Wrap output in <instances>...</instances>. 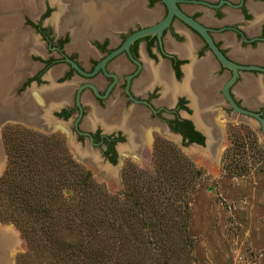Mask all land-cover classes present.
I'll return each mask as SVG.
<instances>
[{"label": "flooded vegetation", "instance_id": "obj_1", "mask_svg": "<svg viewBox=\"0 0 264 264\" xmlns=\"http://www.w3.org/2000/svg\"><path fill=\"white\" fill-rule=\"evenodd\" d=\"M249 3L259 6L264 5V0H180L177 6L181 11V4L203 6L211 10L213 18L216 19L225 17L227 9L234 11L235 16L219 26H206L196 19V15L182 12L207 28L214 45L228 60L239 65L264 68L263 64L243 63L229 58L232 47L237 48L233 49L234 52L242 55L258 52V45H264V11L258 12L260 21L256 23L255 12ZM39 5L42 10L38 15L24 13L19 17L20 9L14 12L15 15L12 13L14 20L17 17V21L21 22L20 27L14 26L13 30V39L18 40L15 51L18 60L11 79L24 68L22 66L26 65L27 60V69L22 72L21 78L15 81L14 95L19 99V103L25 100L31 103L29 119L26 124H20L27 126L32 134L35 131L49 134L57 129L66 136L69 133L70 143L77 142L83 151L89 148L92 154L96 155L95 161L109 166L121 165L124 157L143 159L149 150L150 133L154 129L168 135H179L181 144H198L189 142L188 138H182L181 134L196 132L202 137L201 144L206 145L210 151L222 145L224 138L221 137L220 123L224 120L228 121L229 111L233 110L223 96L221 87L230 77L231 71L216 60L195 31L173 17L169 25L163 29L159 39L156 35L137 38L129 44L128 51L118 52L105 60L102 68L93 72L97 63L116 49L127 34L141 27L118 34L115 45H110L108 36H103L101 40H89L86 44L89 49L85 54L76 50L67 52L65 44L69 40L68 33L58 34L50 18L55 6L51 5L50 0H40ZM20 6L24 10H33L31 7L28 8L27 0H21ZM174 20L180 22L200 40L197 57L204 52H208L213 57L217 70L212 75L226 73L221 86L216 91V101L206 104L203 108L206 114L194 113L198 105H190L189 99L184 95H178L177 92L173 97L162 100L164 83L160 78L158 80L151 77L146 81L139 79L143 70L144 56L151 62L153 68L160 59L166 60L172 80H180L181 67L185 61L175 54L166 52L162 40L167 31L175 39H179L172 28ZM17 21L14 23L18 24ZM54 21L58 25L61 19L57 17ZM100 27L97 26L92 30L99 31ZM250 28H253L252 32H248ZM216 33H230L233 43L230 41L221 46L224 43L222 38L218 40L219 43L213 39V34ZM28 34L36 38L38 43V47L30 51L27 49L33 41ZM72 44L78 45V42ZM67 59L72 61L78 70L71 66ZM241 72L247 73L253 80H260L261 95L256 98L259 105L254 109L241 104L242 97L236 95L233 90L236 83L242 80ZM227 92L238 107L255 112L264 119L263 72L255 69H238V74L228 86ZM242 116L251 119L246 115ZM253 120L258 123L259 131L262 130L264 133V123L260 126L257 119L253 118Z\"/></svg>", "mask_w": 264, "mask_h": 264}, {"label": "rangeland", "instance_id": "obj_2", "mask_svg": "<svg viewBox=\"0 0 264 264\" xmlns=\"http://www.w3.org/2000/svg\"><path fill=\"white\" fill-rule=\"evenodd\" d=\"M229 115L228 121L220 123L221 137L224 138L222 145L214 147L211 151L202 144L180 145L176 136H169L154 129L150 133L149 150L143 159L124 157L121 165L117 166L99 164L95 161L96 155H93L89 148L83 151L77 142L70 143L69 133L66 136L57 129L49 134L36 131L32 134L27 126L7 121L0 126V142L4 156L3 162H0V177L7 169L8 162L2 141L4 137L27 135L29 143L30 139H49L51 142L47 143H50L52 148L41 149L45 146L41 144L40 154L38 152L41 158L37 160L40 164H34L41 177L47 178L52 173L44 153L52 150L59 156L60 153L66 152L83 170L89 172L91 179L105 194L114 199V204H119L120 207L124 204L128 206L135 196H149L151 200L156 201L154 203L158 216L154 218L160 222L158 226L167 230H163L159 235L162 240L151 237L152 234L157 236L159 233H152L141 241L140 234L147 230L143 229L139 231L137 239L127 237L128 241L124 242L127 251L115 252L110 256L109 264H264V135L253 119L233 111H229ZM156 140L169 146L170 150L165 152L167 156L164 160L167 166L178 168L173 157L175 149L172 150L177 148L182 158L191 161L200 169V175L192 178L179 193L181 197L178 196L172 201L170 198H174L173 193L160 194L154 189L153 175L158 173V168L155 170L152 154ZM140 172H143L142 177L138 175ZM95 193H83L69 187L61 190L56 196L59 201L64 198L65 205L62 201L56 202L55 206L60 207V214L63 216L67 214L66 208L70 207L73 201L80 203V199L88 200L89 203L80 204L83 214L86 215L84 217H93L94 228L102 243L107 247L116 246L123 240L114 228L108 227V222L101 219L103 212L96 202L95 195L98 199L103 196L99 192ZM130 194L133 197L129 196ZM78 208L79 206L74 209L78 211ZM136 213L135 209L134 214ZM22 215L28 214L24 211L20 217ZM30 223L27 221L23 224L24 230L31 231L27 226ZM124 226L125 224L121 229L127 233L133 225H128V229ZM0 228L3 232V264H46L44 256L47 240L42 232L40 235L35 234L36 239L32 246L26 242L14 221L0 220ZM69 228L71 225L65 219L60 218L57 221L54 230L58 241L68 243L70 239L65 232ZM48 253L49 251L47 255ZM63 264L73 263L67 261Z\"/></svg>", "mask_w": 264, "mask_h": 264}, {"label": "trees", "instance_id": "obj_3", "mask_svg": "<svg viewBox=\"0 0 264 264\" xmlns=\"http://www.w3.org/2000/svg\"><path fill=\"white\" fill-rule=\"evenodd\" d=\"M181 134L182 138H188L189 142L202 143V137L196 132H183ZM43 139L39 138L37 141L30 139V143L27 135L19 137L6 136L2 139L8 162L7 169L0 177V220L14 221L19 226L26 242L32 246L36 239L35 234L40 235L42 232L47 240L44 256L46 264H63L67 261L73 264H109L110 256L115 252L127 251L124 242L128 241L129 237L137 239L139 231L141 232L143 229L147 230L140 234L141 241L152 233H159L157 236L152 234L151 237H156L158 241L162 240L159 235L166 229L164 230L162 226H158L160 222L154 218L158 216L155 200H151L149 196L145 198L135 196L128 206L124 204L123 207H120L119 204H114V199L105 194L101 187L91 179L89 172L83 170L66 152L60 153L59 156L52 150L44 153L45 161L50 165L52 173L47 178L41 177L36 166L40 164L37 161L38 158H41V155L39 156L40 150L45 147L52 148V145L47 143L51 141ZM41 144L45 146L41 147ZM168 147L159 140H156L153 144L152 156L155 159V170L156 167L158 168V173L153 175V182L155 183L156 193H173L174 198H170L172 201L180 196L179 193L184 190L185 185H188L192 178L200 175V169L196 168L191 161L182 158L177 148L172 150L175 149L173 157L174 162L178 164V168L167 166L164 160L167 156L165 152L170 150ZM145 174L149 175L148 173ZM138 175L142 177L143 172ZM136 180L138 179L136 178ZM69 187L71 189L76 188L77 191L83 193L99 192L103 196L102 199H98L95 195L96 202L103 212L101 219L108 222V227L114 228L116 234L121 235L123 240L121 243L107 247L105 243L101 242L102 240L94 228L93 217H84L86 215L83 214V209L80 207L82 203H89L88 200L80 199V203H74L75 201H73V204L66 208L67 214L63 216L60 214V207L55 205L56 202L62 201V204L65 205V199L59 201L56 196L61 190L69 189ZM134 188L137 189V183ZM129 196L133 197L132 194ZM91 200L95 202L94 199ZM76 205L79 206L78 211L74 209L78 207ZM107 209H111V211H107ZM135 209L136 214H134ZM24 211L28 215L20 217V214ZM60 218L65 219L71 225V228L65 232L70 239L68 243L58 241L55 234L54 225ZM27 221L31 222L27 225L31 229L30 232L24 230L25 227H23V224ZM88 222L91 224H88ZM31 224L34 226H31ZM123 224L127 229L128 225H133L132 229L125 233L121 229Z\"/></svg>", "mask_w": 264, "mask_h": 264}, {"label": "crops", "instance_id": "obj_4", "mask_svg": "<svg viewBox=\"0 0 264 264\" xmlns=\"http://www.w3.org/2000/svg\"><path fill=\"white\" fill-rule=\"evenodd\" d=\"M39 1L27 0L28 7L31 6L33 10L21 9L22 6L18 7L17 9H20L19 17L24 13L38 15L42 10L39 7ZM50 2L51 5L55 6L50 14L55 31L58 34L68 33L69 40L65 44L66 51L76 50L84 54L89 49L86 45L89 40H101L103 36H108L109 44L115 45L118 41V34L136 27L151 25L164 15V6L157 0H50ZM249 4L255 12V22L258 23L260 21V13L258 12L264 11V5ZM180 8L186 14L196 15V19L206 26H219L229 22L235 16L234 11L227 9L225 17L216 19L213 18L211 10L196 4H181ZM57 17L61 19L58 25L54 21ZM20 22L18 20V27H20ZM97 26H101L100 30L93 31ZM172 28L179 39H175L167 31L162 38L163 48L166 52L175 54L179 59L185 61L181 67L180 80H172L166 60L160 59L153 68L151 62L144 56L142 57L143 70L139 79L146 81L151 77L154 79L160 78L164 83L161 93L162 100L173 97L174 93L177 92L178 95H184L188 98L190 105H198L194 113L206 114L207 112L203 108L206 104L216 101V91L221 86L226 73L212 75L217 70V64L213 57L208 52H204L199 57L196 56L201 44L200 40L176 20L173 21ZM252 31L253 28L248 30V32ZM227 34H213V39L219 43L218 40L222 38L224 43L221 46L228 44L230 41V43H233L230 33ZM29 37L33 42L29 45L27 51L38 47L36 38L30 35ZM72 42H78V45H74ZM263 48L264 45L259 44L258 52L241 55L233 51L237 48L232 47L229 58L238 62H256L264 65ZM25 57H27V54H25ZM22 67L24 68L20 69L16 76L13 75V79L9 84L7 83L0 88V126L7 121L26 124L30 117L31 103L28 100L19 103V99L14 95L15 81L19 80L22 72L27 69V60L26 65ZM240 75L242 81H238L233 90L236 95L242 97L241 104L254 109L259 105L256 98L261 95L260 80L249 78L250 75L245 72H241ZM1 144L0 142V162L2 163L4 156ZM2 235L3 232L0 228V264H3Z\"/></svg>", "mask_w": 264, "mask_h": 264}, {"label": "water", "instance_id": "obj_5", "mask_svg": "<svg viewBox=\"0 0 264 264\" xmlns=\"http://www.w3.org/2000/svg\"><path fill=\"white\" fill-rule=\"evenodd\" d=\"M180 0H160V2L164 5L165 7V14L164 16L158 20L157 22L141 27L139 29H136L129 34L126 35V37L123 39L121 44L114 50H112L106 57H104L97 65L94 67L93 72L96 71L98 68H102L105 60L108 58L114 56L120 51H128V46L130 43H132L135 39L140 38L144 35H156V37L159 39L162 31L164 28H166L172 18H177L180 20L182 23H184L186 26L191 28L193 31H195L201 38L202 40L206 43L207 47L210 49L211 53L213 56L216 58V60L224 67L229 69L231 71L230 77L224 82V84L221 87V91L223 96L225 97L228 105L232 108L233 112H236L238 114L246 115L250 117L251 119L255 118L259 121L260 126L263 125L264 119L261 118L258 114L255 112H252L247 109H243L238 107L232 99L228 95V86L233 82V80L236 78L238 74V69H255L259 70L264 73V68L255 66V65H239L236 64L230 60H228L226 57L222 55V53L217 49V47L214 45L211 37L207 33V28L201 25L199 22H197L195 19L191 18L190 16L184 14L177 6V3ZM198 3H205L203 1H195ZM67 61L73 66L74 68L77 69L76 65L67 59ZM78 70V69H77ZM92 72V73H93ZM227 119V118H226ZM196 127H198L195 124ZM261 134L264 135L263 131L261 130ZM169 136H176L179 140V144L181 145V139L180 136L177 134L174 135H169Z\"/></svg>", "mask_w": 264, "mask_h": 264}, {"label": "bare ground", "instance_id": "obj_6", "mask_svg": "<svg viewBox=\"0 0 264 264\" xmlns=\"http://www.w3.org/2000/svg\"><path fill=\"white\" fill-rule=\"evenodd\" d=\"M20 2L21 0H0V88L10 83L12 72L16 70L18 57L15 51L18 40L13 39V30L14 26H18V24L14 23V21H17V17L14 20L15 18L12 15L16 10H19L17 8L20 7Z\"/></svg>", "mask_w": 264, "mask_h": 264}]
</instances>
